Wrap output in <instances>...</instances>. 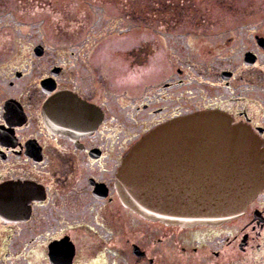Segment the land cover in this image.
<instances>
[{
  "label": "flooded vegetation",
  "instance_id": "flooded-vegetation-1",
  "mask_svg": "<svg viewBox=\"0 0 264 264\" xmlns=\"http://www.w3.org/2000/svg\"><path fill=\"white\" fill-rule=\"evenodd\" d=\"M45 1H0V264H264V186L234 220L193 227L140 217L115 187L134 142L193 112L219 111L264 147V9L137 0L119 14L136 23L116 30L148 39L130 47L127 38L105 47L116 24L93 17L95 34L55 54L42 41L16 51L3 32L41 21L43 7H56ZM82 1L106 10L104 0ZM114 9L104 12L111 23ZM127 68L146 74L118 83ZM50 98L60 128L45 122Z\"/></svg>",
  "mask_w": 264,
  "mask_h": 264
},
{
  "label": "water",
  "instance_id": "water-1",
  "mask_svg": "<svg viewBox=\"0 0 264 264\" xmlns=\"http://www.w3.org/2000/svg\"><path fill=\"white\" fill-rule=\"evenodd\" d=\"M54 107L48 99L44 118L56 129ZM263 186L261 141L214 110L153 127L129 147L115 174L123 206L146 220L182 227L234 220Z\"/></svg>",
  "mask_w": 264,
  "mask_h": 264
},
{
  "label": "rangeland",
  "instance_id": "rangeland-1",
  "mask_svg": "<svg viewBox=\"0 0 264 264\" xmlns=\"http://www.w3.org/2000/svg\"><path fill=\"white\" fill-rule=\"evenodd\" d=\"M2 1V0H0ZM43 2H46L45 0H42ZM50 2H54L55 8H49V7H43L42 10V20L41 21H35L34 18H32L31 21H29V18H27V24L25 26V29H18V30H9L7 32H3L4 36L6 37L9 35L14 40L15 46L14 49L20 50L21 48H24L25 44L32 45L36 42H43L48 47V54L52 55L55 54L54 48H57V45H65L68 39H76V38H83L85 32H89L92 34H95L97 30L100 27H107L109 25L110 27L115 25V34H112L111 36L105 37L103 40L105 47L111 46L114 44V41H118L124 38L127 39H148L147 34L141 33L140 29L138 31L133 32V35L131 34H123L118 35L119 32H117L118 27H122V23H136L132 20H127L123 17H120L119 14L124 11H131L128 7H137L136 1L137 0H104V6L106 8L105 11L108 13L115 12V7L118 8V21H113L112 23L109 18L108 14H105L104 9H100L97 3L96 4H87L82 0H58L55 2L54 0H49ZM208 5L215 7H231V8H259L258 10L264 9V0H207ZM134 3V5H133ZM143 3V2H142ZM157 5V3H155ZM199 4V5H198ZM31 6V4H29ZM199 2H194L193 0V7H200ZM140 6V5H138ZM144 6H148L147 3H144ZM187 6V1H186ZM205 6V5H204ZM46 9V10H45ZM113 9V10H111ZM67 10V11H66ZM55 12L59 13V16L63 19L62 22L59 24L58 22H55L54 20L51 21L49 18H47L49 12ZM89 13H88V12ZM52 15V14H51ZM65 16V19H64ZM53 17V15H52ZM89 17V19H88ZM96 18V23L100 24V27L97 26H91V24H88L89 20L93 21L92 18ZM13 19V17H12ZM88 19V20H87ZM70 21H75V27L70 28L66 27L67 23ZM116 22V23H115ZM140 23L146 22L142 19H139ZM87 23V24H86ZM124 26V24H123ZM13 28V26H12ZM11 28V29H12ZM17 28V26H16ZM15 29V28H13ZM88 29H91V31H87ZM114 31V30H113ZM124 33L126 31H123ZM104 34L106 31L103 32ZM121 33V32H120ZM146 33V32H145ZM124 43L122 45V48L130 47V43ZM132 44V43H131ZM113 50V48H107L108 52ZM67 53V51H65ZM145 72H143V69L141 68H127L126 70L118 73V83L123 82H133L135 80H139L145 76Z\"/></svg>",
  "mask_w": 264,
  "mask_h": 264
}]
</instances>
